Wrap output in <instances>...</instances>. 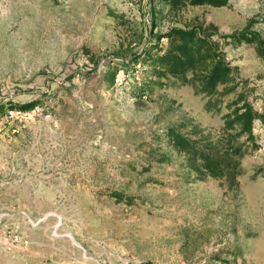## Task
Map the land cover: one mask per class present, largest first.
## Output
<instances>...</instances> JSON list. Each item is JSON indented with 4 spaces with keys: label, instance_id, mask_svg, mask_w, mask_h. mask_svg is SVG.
<instances>
[{
    "label": "rangeland",
    "instance_id": "1",
    "mask_svg": "<svg viewBox=\"0 0 264 264\" xmlns=\"http://www.w3.org/2000/svg\"><path fill=\"white\" fill-rule=\"evenodd\" d=\"M160 1L0 0V264H264V128L233 185L196 177L164 134L216 136L235 95L170 79L139 97L134 62L171 27L264 39V0ZM224 52L261 111L264 60Z\"/></svg>",
    "mask_w": 264,
    "mask_h": 264
},
{
    "label": "trees",
    "instance_id": "2",
    "mask_svg": "<svg viewBox=\"0 0 264 264\" xmlns=\"http://www.w3.org/2000/svg\"><path fill=\"white\" fill-rule=\"evenodd\" d=\"M160 3L169 11H176L187 6L224 7L228 0H161ZM162 39L166 41L163 44ZM228 39L254 45L257 55L264 60V39L250 31V26L237 34L220 35L213 25L192 24L171 27L157 35L153 44L134 56V62L140 60L149 72L147 82L138 87L139 97L148 95L153 88H162L170 79L193 85L206 97L235 95L226 105L228 112L216 136L205 135L197 128L183 133V126L169 127L164 134L191 174L233 185L241 174L240 160L247 147H258L254 128L256 123L264 128V106L261 111L254 108L242 91L244 82L239 80L238 69L225 56L224 45Z\"/></svg>",
    "mask_w": 264,
    "mask_h": 264
}]
</instances>
